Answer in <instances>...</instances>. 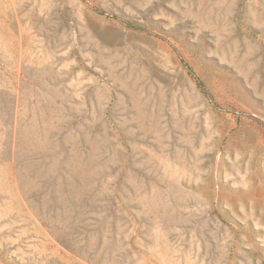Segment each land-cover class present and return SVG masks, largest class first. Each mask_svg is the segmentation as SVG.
<instances>
[{
	"label": "rangeland",
	"instance_id": "374dc122",
	"mask_svg": "<svg viewBox=\"0 0 264 264\" xmlns=\"http://www.w3.org/2000/svg\"><path fill=\"white\" fill-rule=\"evenodd\" d=\"M0 264H264V0H0Z\"/></svg>",
	"mask_w": 264,
	"mask_h": 264
},
{
	"label": "trees",
	"instance_id": "16d2710c",
	"mask_svg": "<svg viewBox=\"0 0 264 264\" xmlns=\"http://www.w3.org/2000/svg\"><path fill=\"white\" fill-rule=\"evenodd\" d=\"M92 8L97 12V13H99V14H106L103 10H101L100 8H98V7H96V6H92ZM111 17H113V18H115V16H111ZM126 24H127V26H129V27H135V25L134 24H132L131 22H125ZM194 76V75H193ZM195 77V76H194ZM196 79V78H195Z\"/></svg>",
	"mask_w": 264,
	"mask_h": 264
}]
</instances>
